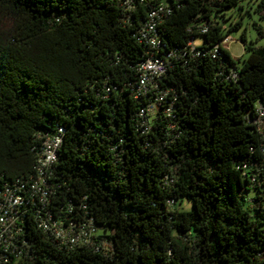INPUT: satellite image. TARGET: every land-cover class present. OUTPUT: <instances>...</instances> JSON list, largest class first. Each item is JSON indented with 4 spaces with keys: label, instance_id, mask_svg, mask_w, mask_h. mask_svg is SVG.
Segmentation results:
<instances>
[{
    "label": "trees",
    "instance_id": "1",
    "mask_svg": "<svg viewBox=\"0 0 264 264\" xmlns=\"http://www.w3.org/2000/svg\"><path fill=\"white\" fill-rule=\"evenodd\" d=\"M242 2L0 0V186L34 178L43 140L62 138L17 264H264V0ZM160 3L166 69L143 93L140 29ZM241 8L257 36L235 58ZM46 212L96 234L66 247Z\"/></svg>",
    "mask_w": 264,
    "mask_h": 264
},
{
    "label": "built area",
    "instance_id": "2",
    "mask_svg": "<svg viewBox=\"0 0 264 264\" xmlns=\"http://www.w3.org/2000/svg\"><path fill=\"white\" fill-rule=\"evenodd\" d=\"M129 2L130 0H122L123 4ZM164 7L165 5L160 3L156 8L151 9L140 29V37L146 41L149 52L138 66L140 71L138 89L143 93H148L152 87L157 86V79L166 69L165 60L155 56L163 46L157 25ZM189 44L194 48L192 40ZM161 98L159 96L156 99L159 101ZM61 141L59 134L48 136L43 140L36 159V175L30 181L16 180L0 186V264H17L15 256L21 253L24 245L22 220L26 211L30 205L33 207L40 205L37 207L39 212L49 201L48 178L54 169ZM38 226L66 247L87 243L96 234V228L90 222L70 221L65 225L61 220L52 219L47 212L40 217Z\"/></svg>",
    "mask_w": 264,
    "mask_h": 264
},
{
    "label": "rangeland",
    "instance_id": "3",
    "mask_svg": "<svg viewBox=\"0 0 264 264\" xmlns=\"http://www.w3.org/2000/svg\"><path fill=\"white\" fill-rule=\"evenodd\" d=\"M247 1L249 2V4L250 3H256V0H243L242 4L246 5ZM244 9L245 8H241V10H240V12L243 13L242 25L238 29L232 31L229 35L225 36V38H224V46L229 49V51L231 52V54L235 58H240L242 55H243V57L246 56V54H244L243 43L240 40V34L244 31V29L246 28L245 32H246V38L248 41L249 40H255L256 36H257L255 30L251 26V23H248V22H251L253 19H256V15L253 12H251V16H250L249 13L244 11ZM249 9L252 11L253 8L250 7ZM236 14H237V12L234 10L227 11V13H226V15H229V19H231V21H235L237 19L238 15H236ZM228 24L229 23L227 22L226 26ZM194 42L196 45H202L204 42V39L202 36H196ZM258 43L259 44L264 43V38H260L258 40ZM148 113L152 114V113H154V111L150 110ZM254 193H255L254 190L249 192V194L251 196L254 195ZM185 208H190V204L185 203Z\"/></svg>",
    "mask_w": 264,
    "mask_h": 264
}]
</instances>
